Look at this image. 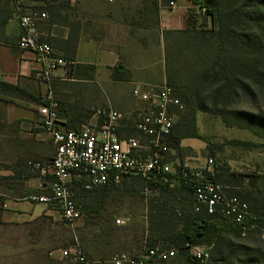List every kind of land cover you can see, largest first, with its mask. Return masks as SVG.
Listing matches in <instances>:
<instances>
[{"label": "trees", "instance_id": "obj_1", "mask_svg": "<svg viewBox=\"0 0 264 264\" xmlns=\"http://www.w3.org/2000/svg\"><path fill=\"white\" fill-rule=\"evenodd\" d=\"M127 1L140 5L136 10L139 18L132 20V27L158 28L159 0ZM169 1L176 0H163V4L167 5ZM190 1L194 6L187 13L188 29L163 32L165 41L168 37L172 38L175 58L183 63L186 75L175 85L166 80L173 88L174 95L180 99L183 105L182 109L176 111V120L169 135V138L172 137V143L178 148L180 142L186 138L204 140L203 136L198 133L194 121L197 113H215L230 125L227 113L234 114L229 109L237 103L240 97L253 100L255 88L264 92V72L259 68L264 66V0ZM25 2H38L41 6L31 9L25 6ZM0 3L1 29L12 16H17V8L14 3L22 7V11L25 12L30 10L45 11L47 15H50L49 23L67 26L69 28L68 37L60 44V47L65 50L62 58L69 63L66 75L72 79L92 78L95 69L93 64L74 62L80 24L68 20L67 16L61 14V11L72 7L71 0H14V3L10 0H0ZM196 8L205 10V15L210 19L209 28L198 27ZM116 79L122 80L120 76H116ZM173 86L178 89L177 93L174 92ZM0 89L25 92L17 86L2 82H0ZM34 99L39 103L41 98ZM234 117L236 116L234 115ZM178 118L179 121H177ZM252 118L254 119L250 116L247 119ZM256 119L263 125L251 127L244 124L242 127L264 138V118L256 117ZM237 125L241 127V124ZM202 171L206 178L213 182H218L223 177V173L217 169L212 173L206 169ZM231 175L234 174L231 173ZM237 176L238 178H236ZM134 177L140 179L138 176ZM224 177L226 178L224 181H228V175H224ZM244 177H249V186L252 188L240 190L237 197L248 204L252 214V217H247L245 220L246 228L236 224L220 207L209 212L204 204H200L199 210L195 211L197 202L194 185L199 180L194 175L190 174L184 179L177 172L169 176L168 181L155 178L147 183L140 179L146 185L150 184L154 187L185 188L190 194L188 207H176L175 203L170 204L159 198L146 197L153 203L162 204L161 209L165 210L162 212L163 217L158 221L157 227L153 228L154 241L144 246L154 247L160 244L163 248L174 247L178 250L176 257L182 255L189 259L191 264H198L190 257L186 244H206L211 245L210 258L206 264H254L253 258L249 254L250 249L244 245L242 239L252 233L264 236V198L256 185L260 176L235 174V181L240 183ZM172 182L173 186H170ZM124 184L120 187L99 186L80 189L83 192L100 189L102 195L95 205H86L83 209L88 212L98 210L102 205V199L109 190H123ZM240 237H242L241 242H239Z\"/></svg>", "mask_w": 264, "mask_h": 264}, {"label": "crops", "instance_id": "obj_2", "mask_svg": "<svg viewBox=\"0 0 264 264\" xmlns=\"http://www.w3.org/2000/svg\"><path fill=\"white\" fill-rule=\"evenodd\" d=\"M159 2V25L156 29L132 27V20L139 18L136 10L140 5L127 0L113 2L92 0L87 5L89 14L77 18L80 27L74 62L93 64L95 69L91 79H72L66 75L68 66H64L53 71L52 81L49 83L42 81L38 76L42 62L34 53L17 46L20 28L17 17L12 16L3 29L0 28V82L31 93L33 99L41 98L51 87L59 103L58 117L61 128L79 129L90 119L92 113L89 110L91 106L89 102L91 96L98 98L100 88L107 90L109 87L117 90L116 96L106 92L108 97L101 102L102 107L124 112L142 107L144 103L132 94L134 87L144 88L161 83L163 80L175 85L186 77L183 63L175 58L172 38L168 37L165 41L163 32L188 29L187 13L194 5L190 0H176L173 7L165 6L161 0ZM102 10L104 13H100ZM196 12L198 27L209 28L210 19L205 12L197 8ZM45 19L47 17L39 20L37 24L40 38L51 45L56 56L62 57L65 50L60 44L67 39L69 28L49 22L45 25ZM155 53L160 65L158 70L151 67ZM116 76H120L122 80L116 79ZM173 87L174 92L177 93L178 89ZM115 98L119 101L115 102ZM0 103L6 110L0 112V181L4 178L13 181L17 187L14 189L15 192L21 190L27 197L33 194L37 187L39 188L42 165L52 158L54 145L49 133L41 126L37 113L35 115L31 110L15 106L13 103L2 101ZM122 127H126L125 130L132 129L137 135L129 123L120 126ZM120 128L119 136H127L122 134L123 130ZM185 140L180 142V149L190 145ZM168 159L171 161L169 154ZM176 160L171 162L176 163ZM35 167L37 170L34 169ZM19 209L21 207L14 210V213L17 214ZM19 211L24 213V210ZM18 233L19 228H0V234H9L7 238L15 242L18 241ZM7 241L9 243L3 241L0 243L13 247L10 245V240ZM3 243L0 244V248ZM58 251L50 252L55 260L75 264L69 259H63ZM2 252L0 249V253ZM33 258V254L30 256L9 254L6 262L32 264ZM111 259L105 260L102 256L92 255L89 263L112 264ZM177 261L178 257H175L168 262L151 261L145 264H177ZM2 262L0 260V263Z\"/></svg>", "mask_w": 264, "mask_h": 264}, {"label": "rangeland", "instance_id": "obj_3", "mask_svg": "<svg viewBox=\"0 0 264 264\" xmlns=\"http://www.w3.org/2000/svg\"><path fill=\"white\" fill-rule=\"evenodd\" d=\"M91 1L71 0L72 7L61 11V14L67 16L68 20L77 22L79 16L89 14L86 7ZM24 4L31 9L41 6L38 2H25ZM101 12L104 13L103 10ZM49 17L50 15L45 19V25L49 22ZM153 61L151 67L158 70L160 65L157 53ZM259 68L264 72V66ZM103 90L100 88L98 98L91 96L92 99L89 102L91 113L94 108L103 106L100 104L108 97L106 92L117 95L116 89L108 87L107 90ZM254 90L253 100L240 97L237 103L229 109L234 113H227L230 125L215 113H197L194 121L198 133L203 136L204 140L186 138L185 142L190 145L180 149L172 143V137L168 138V154L171 161L177 159L176 163H184L193 170L206 169L212 173L217 169L223 173V177L218 182L224 186L225 193L236 197L240 190L252 187L249 186V177L242 178L239 183L235 181V174L258 175L260 177L256 185L264 198V138L242 127L244 124L251 127L263 125L256 117L264 118V92L256 88ZM25 92L0 89V101L13 103L15 106L31 110L36 115L37 102L34 101L31 93ZM114 101H119V99L115 98ZM3 111H6L5 106L0 103V112ZM250 116L254 119L248 120ZM236 123L241 124V127ZM120 129L123 130L122 134L135 135L132 129L125 130L126 127ZM210 158L212 162L208 163ZM34 169L37 170L36 167ZM224 175H228L229 178L226 182ZM16 188L15 183L7 178L0 181V228H19L16 242L7 238L9 234H0V241L9 243L7 240H10V245L13 246L8 247L1 242L3 244L0 249L3 252L0 253V260L3 262L0 264H8L6 261L9 254L18 256L33 254L32 264H71L68 261L55 260L50 252L71 246L76 240L88 260L92 255H99L105 260H110L119 253H139L145 244L154 241L153 228L157 227L158 221L163 217L162 212L165 210L161 209L162 204L153 203L151 199H148L149 197L159 198L170 204L175 203L176 207H188L190 204V194L185 188L154 187L132 176L124 184L123 190L110 189L102 199L101 207L95 211L88 212L83 207L95 205L102 198L101 190L83 192L76 189L75 201L82 208V216L77 221L68 223L61 218L56 208L30 201L26 199V194L21 190L15 192ZM38 192L40 189L37 187L34 193ZM20 207L19 210H24V213L18 210L15 214L14 210ZM116 219H120V223H116ZM241 239L242 237L239 242ZM242 241L250 249L249 254L254 264H264V236L257 233L247 234ZM177 264L191 263L189 259L179 255Z\"/></svg>", "mask_w": 264, "mask_h": 264}, {"label": "built area", "instance_id": "obj_4", "mask_svg": "<svg viewBox=\"0 0 264 264\" xmlns=\"http://www.w3.org/2000/svg\"><path fill=\"white\" fill-rule=\"evenodd\" d=\"M14 3V0H10ZM112 1V0H109ZM17 21L20 37L17 46L34 53L42 62L39 78L49 83L53 71L68 66L62 57L56 56L50 44L41 40L37 24L46 18L47 12L22 11L17 6ZM169 1L168 7H173ZM202 12H205L202 9ZM132 94L144 105L130 111L110 107H97L90 119L79 129L61 128L58 117V101L48 88L37 104L41 126L49 133L54 145L52 158L41 170L40 192L26 199L50 205L59 211L61 218L73 223L81 218L82 208L75 201L76 189H91L99 186L120 187L130 177L138 176L144 182L155 178L168 181L169 176L179 172L186 179L190 174L198 178L194 185L195 211L204 204L209 212L220 207L236 224L246 228L245 220L252 217L248 204L236 196H229L224 186L206 178L201 170H193L184 163H173L168 159L167 140L176 120V111L183 108L173 88L163 80L147 87L136 86ZM130 124L137 135L120 137V126ZM211 158L208 163H211ZM186 182V181H184ZM173 184V182L171 183ZM120 223V219L115 220ZM190 257L198 264H206L211 245H188ZM63 259L75 264H90L77 240L59 249ZM178 250L144 246L139 253H119L112 257V264H145L146 262H168L175 258Z\"/></svg>", "mask_w": 264, "mask_h": 264}, {"label": "water", "instance_id": "obj_5", "mask_svg": "<svg viewBox=\"0 0 264 264\" xmlns=\"http://www.w3.org/2000/svg\"><path fill=\"white\" fill-rule=\"evenodd\" d=\"M215 14H216V12H215Z\"/></svg>", "mask_w": 264, "mask_h": 264}]
</instances>
